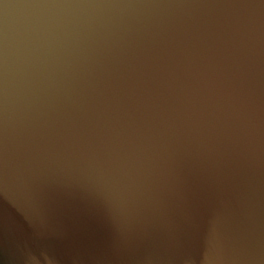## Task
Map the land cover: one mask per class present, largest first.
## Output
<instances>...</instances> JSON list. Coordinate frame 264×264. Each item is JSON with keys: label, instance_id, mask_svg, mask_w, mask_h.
<instances>
[{"label": "water", "instance_id": "water-1", "mask_svg": "<svg viewBox=\"0 0 264 264\" xmlns=\"http://www.w3.org/2000/svg\"><path fill=\"white\" fill-rule=\"evenodd\" d=\"M0 264H264V0H0Z\"/></svg>", "mask_w": 264, "mask_h": 264}]
</instances>
